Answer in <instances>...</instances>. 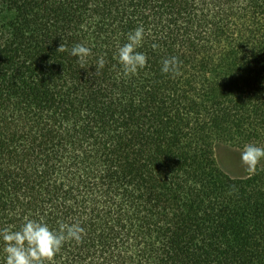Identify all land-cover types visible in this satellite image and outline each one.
<instances>
[{
  "label": "trees",
  "instance_id": "1",
  "mask_svg": "<svg viewBox=\"0 0 264 264\" xmlns=\"http://www.w3.org/2000/svg\"><path fill=\"white\" fill-rule=\"evenodd\" d=\"M264 0H0V264H264Z\"/></svg>",
  "mask_w": 264,
  "mask_h": 264
},
{
  "label": "rangeland",
  "instance_id": "2",
  "mask_svg": "<svg viewBox=\"0 0 264 264\" xmlns=\"http://www.w3.org/2000/svg\"><path fill=\"white\" fill-rule=\"evenodd\" d=\"M220 168L233 177L244 176L256 167L264 166V152L258 148H239L232 144H220L216 149Z\"/></svg>",
  "mask_w": 264,
  "mask_h": 264
}]
</instances>
